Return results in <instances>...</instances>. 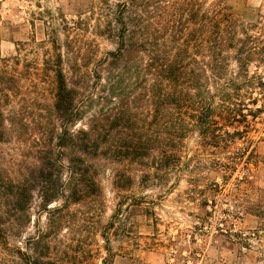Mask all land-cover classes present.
<instances>
[{"label":"rangeland","instance_id":"obj_1","mask_svg":"<svg viewBox=\"0 0 264 264\" xmlns=\"http://www.w3.org/2000/svg\"><path fill=\"white\" fill-rule=\"evenodd\" d=\"M153 1L154 12L159 9L155 20L166 21L164 9L175 0ZM224 3L254 26L253 46L262 47L264 0ZM127 7V0H0V76L7 62L16 67L11 74L23 79L20 86L12 85L9 103L0 86V108L8 104L10 130L0 142L4 171L20 179L35 159L53 103L56 57L63 56L67 70L69 56L80 62L83 56L94 60L113 51L107 28L128 16ZM253 60L250 74L264 78V61ZM228 64L232 76L239 73L235 58ZM32 72L39 73L36 81ZM136 112L144 117L142 107ZM250 127L229 146L205 147L191 134L181 162L171 163L167 174L151 167L152 160L143 166L101 162V198L66 208L61 198L43 210L35 196L23 233L7 244L0 240V264H264V113ZM61 176L63 184L64 172ZM119 176H132L134 182L122 193L124 206L132 209L121 221L113 220ZM112 221L116 225L110 227ZM28 250L33 258L20 257Z\"/></svg>","mask_w":264,"mask_h":264},{"label":"trees","instance_id":"obj_2","mask_svg":"<svg viewBox=\"0 0 264 264\" xmlns=\"http://www.w3.org/2000/svg\"><path fill=\"white\" fill-rule=\"evenodd\" d=\"M224 1L175 0L164 9L168 19L157 22L155 1L127 0L128 16L107 28L113 51L100 59L83 56L80 62L69 56L67 70L63 56L56 57L53 103L34 161L20 179L0 166L2 242L26 229L35 196L43 210L61 198L64 208L101 198V162L143 166L152 160L151 167L167 174L171 163L176 167L181 162L191 134L198 135L202 146L218 147L251 131L252 122L264 113V78L248 68L256 56L264 61V44L253 46L254 26ZM231 57L239 69L234 76ZM15 69L6 62L0 76L8 103L12 85L23 80L11 74ZM32 75L35 81L39 77L38 72ZM7 105L0 108V142L10 132ZM141 107L145 114L139 119ZM124 177L115 180L120 202L113 220L121 221L132 209L124 206L122 193L130 191L133 177ZM114 225L112 221L110 227ZM102 238L109 243L106 235ZM29 250L20 257L33 258Z\"/></svg>","mask_w":264,"mask_h":264}]
</instances>
